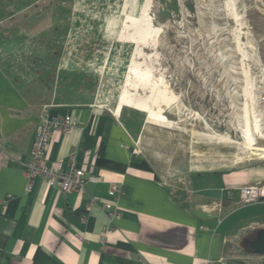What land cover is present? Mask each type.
<instances>
[{
	"label": "crops",
	"instance_id": "0c3cea01",
	"mask_svg": "<svg viewBox=\"0 0 264 264\" xmlns=\"http://www.w3.org/2000/svg\"><path fill=\"white\" fill-rule=\"evenodd\" d=\"M77 4L0 0V264H223L246 227L264 228V201L244 205L237 190L264 182V161L164 173L138 146L139 115L98 103L92 75L59 48ZM44 110L78 118L53 134L49 158L83 167L81 190L61 194L43 177L28 189L24 165Z\"/></svg>",
	"mask_w": 264,
	"mask_h": 264
},
{
	"label": "rangeland",
	"instance_id": "374dc122",
	"mask_svg": "<svg viewBox=\"0 0 264 264\" xmlns=\"http://www.w3.org/2000/svg\"><path fill=\"white\" fill-rule=\"evenodd\" d=\"M77 1L58 47L92 75L98 103L139 115L138 146L164 173L264 161V0H196L195 15L166 20L159 0ZM246 229L223 264H264L245 250L259 225Z\"/></svg>",
	"mask_w": 264,
	"mask_h": 264
},
{
	"label": "built area",
	"instance_id": "2783aa9c",
	"mask_svg": "<svg viewBox=\"0 0 264 264\" xmlns=\"http://www.w3.org/2000/svg\"><path fill=\"white\" fill-rule=\"evenodd\" d=\"M192 15V14H191ZM193 16V15H192ZM78 125V118L73 114H57L51 116L47 110L41 114L40 121L36 126L35 136L29 153V161L24 165V175L28 180V189L33 186L34 179L43 177L50 186L55 187L61 194L72 193L84 188L86 172L83 167H78L72 160L69 170H63L58 165L53 164L49 158L52 145V137L55 132H68ZM94 180L101 177L92 176ZM117 190L116 185H112L111 193ZM241 203L244 205L264 201V182L256 184H246L237 189ZM100 197L93 195L89 201L91 206L99 202ZM106 209L113 208L112 203L104 205ZM110 215H119V209L110 211Z\"/></svg>",
	"mask_w": 264,
	"mask_h": 264
},
{
	"label": "water",
	"instance_id": "95a60500",
	"mask_svg": "<svg viewBox=\"0 0 264 264\" xmlns=\"http://www.w3.org/2000/svg\"><path fill=\"white\" fill-rule=\"evenodd\" d=\"M162 4L159 15L163 20L173 19L180 16L182 13V4L185 6L192 15L197 12L196 0H159ZM166 116L172 117L169 112L165 113ZM252 253L255 255L264 256V228L259 229L253 241H251Z\"/></svg>",
	"mask_w": 264,
	"mask_h": 264
},
{
	"label": "trees",
	"instance_id": "16d2710c",
	"mask_svg": "<svg viewBox=\"0 0 264 264\" xmlns=\"http://www.w3.org/2000/svg\"><path fill=\"white\" fill-rule=\"evenodd\" d=\"M247 236L250 237V235H247ZM247 236L242 237V238H243V239H242V242H243V243L246 241V237H247ZM244 244H245V243H244ZM231 246H232V244H229V245L227 246L228 250L226 251V249H227V248H226V249L224 250V253H225V252L227 253L228 251L231 252V250H232V249L230 248ZM244 248H245V247H244ZM245 250H246V254H248V255L253 254L251 251H247V248H245ZM230 252H229V253H230ZM253 255H255V254H253ZM259 256H260V255H259Z\"/></svg>",
	"mask_w": 264,
	"mask_h": 264
},
{
	"label": "bare ground",
	"instance_id": "6f19581e",
	"mask_svg": "<svg viewBox=\"0 0 264 264\" xmlns=\"http://www.w3.org/2000/svg\"><path fill=\"white\" fill-rule=\"evenodd\" d=\"M133 20L131 19V18H128L127 20H126V23H123L125 26H127V27H131L132 25H133ZM166 97V96H165ZM166 102V101H165ZM167 108V107H166Z\"/></svg>",
	"mask_w": 264,
	"mask_h": 264
},
{
	"label": "flooded vegetation",
	"instance_id": "af4514ba",
	"mask_svg": "<svg viewBox=\"0 0 264 264\" xmlns=\"http://www.w3.org/2000/svg\"><path fill=\"white\" fill-rule=\"evenodd\" d=\"M183 1V0H182ZM162 7V4H161V6H160V8ZM182 7H183V4H182Z\"/></svg>",
	"mask_w": 264,
	"mask_h": 264
}]
</instances>
